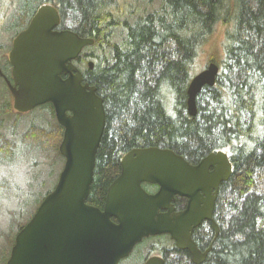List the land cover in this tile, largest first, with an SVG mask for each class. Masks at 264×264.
<instances>
[{
    "label": "trees",
    "instance_id": "16d2710c",
    "mask_svg": "<svg viewBox=\"0 0 264 264\" xmlns=\"http://www.w3.org/2000/svg\"><path fill=\"white\" fill-rule=\"evenodd\" d=\"M125 1L30 0L16 22L24 27L39 6L51 4L62 21L74 12L70 29L102 49L93 69L82 72L106 114L87 202L102 208L122 156L134 148H168L189 163L225 151L232 173L220 187V229L204 264H264V0H157L132 11V22L120 19ZM202 54L219 71L215 84L197 94L190 116L186 89ZM24 138L60 156L56 121L29 128ZM10 150L0 144L3 155ZM183 253L166 257L167 264H184Z\"/></svg>",
    "mask_w": 264,
    "mask_h": 264
},
{
    "label": "water",
    "instance_id": "95a60500",
    "mask_svg": "<svg viewBox=\"0 0 264 264\" xmlns=\"http://www.w3.org/2000/svg\"><path fill=\"white\" fill-rule=\"evenodd\" d=\"M60 23L54 6L41 5L15 36L8 54L12 81H6L14 109L27 112L52 105L63 127L58 151L64 164L53 189L17 232L5 264H118L144 238L162 234L189 250L193 262L200 264L207 251L197 248L191 232L202 219L211 218L213 198L201 206L206 202L203 194L217 189L232 173L227 153H210L193 165L168 148H134L122 156L102 208L89 204L106 114L96 87L83 83L74 61L94 39L59 28ZM87 65L92 69L94 62ZM218 71V65L209 62L191 78L186 89L188 115L196 114L197 94L215 84ZM0 74L4 75L1 68ZM144 182L158 185L157 192H146ZM175 196L188 199L185 210L174 211ZM143 264L165 262L153 255Z\"/></svg>",
    "mask_w": 264,
    "mask_h": 264
},
{
    "label": "rangeland",
    "instance_id": "374dc122",
    "mask_svg": "<svg viewBox=\"0 0 264 264\" xmlns=\"http://www.w3.org/2000/svg\"><path fill=\"white\" fill-rule=\"evenodd\" d=\"M29 1L0 0V67L6 74L11 71L7 57L12 38L17 32L13 26L17 22L18 13ZM156 2L157 0H151L149 4H145L144 0H126L124 13L120 15V19L127 18L129 22H132L135 17L132 11L139 13L144 8L150 9ZM76 20L77 15L72 11H67L62 25L73 28ZM220 30L222 27L218 28V32ZM117 40L118 37L114 36L111 42ZM83 55L91 57L88 60L96 62L97 57L102 56V49L98 45L88 46L84 48ZM204 55L202 54L197 60L199 66L197 71L202 70L208 63L207 56ZM86 60L79 66L82 72L87 70ZM55 121L48 106L37 108L22 116L17 115L12 109V97L0 80V144H3L6 149H11L7 155L0 153V230L2 232L0 264L6 263L13 243L11 239L14 238L19 227L32 216L40 198L44 197L53 183L57 181L58 174L63 167L64 158L59 156L55 150L31 148L24 138L29 128L48 129ZM161 239L164 241V237ZM164 244L170 247L171 243L168 241ZM147 249L148 246L144 247V252ZM140 256L141 254L134 249L129 257L121 259L118 264H142L143 260Z\"/></svg>",
    "mask_w": 264,
    "mask_h": 264
},
{
    "label": "flooded vegetation",
    "instance_id": "af4514ba",
    "mask_svg": "<svg viewBox=\"0 0 264 264\" xmlns=\"http://www.w3.org/2000/svg\"><path fill=\"white\" fill-rule=\"evenodd\" d=\"M60 16H61V15H60ZM28 22H29V21H28ZM28 22H27V24H28ZM27 24H26L24 27L18 29V25H17V23H16V24L13 26L15 30H18V31L16 32L15 36H16L20 31H22L23 29H25L26 26H27ZM59 28H67V27H64V26L62 25V18H61V23L59 24ZM15 36L12 38V41H11V47H12V42H13V39L15 38ZM11 47H10V49H11ZM9 51H10V50H9ZM8 53H9V52H8ZM81 54H82V53H81ZM82 56H83V54L79 57V59H78L77 61L74 62V64H75L78 68H79V66H80L81 64L84 63V61L81 62V60H82ZM7 58H8V57H7ZM8 61H9V60H8ZM87 61H88V59L86 60V64H87ZM79 69H80V68H79ZM92 69H93V67H92ZM1 70H2V69H1ZM80 70H81V69H80ZM81 71H82V70H81ZM2 72H3V71H2ZM3 74H4V75H1V74H0V80H1V82L3 83L4 88H6L7 91L10 93V90H9V88H8V85H7V81H6V79L9 80V81H12V78H11V71H10V73H7V74H6L5 72H3ZM83 83H85L84 78H83ZM10 95H11V93H10ZM11 97H12V95H11ZM46 106H48L49 109H50V106L52 107V105H51L50 103H46V104H43V105L37 106V107H35V108H33V109L27 111V112H19V111L15 110L14 107H13V97H12V109H13V110L17 113V115H19V116H22V115L25 114V113L27 114L28 112L30 113L31 111H33V110H35V109H37V108H42V107H46ZM53 113H54V112H53ZM21 114H22V115H21ZM61 133H62V137H63V127H61ZM203 158H204V157H203ZM203 158H201L200 160H198V161H196V162L190 163V164H193V165L198 164ZM212 170H213V168L210 167L208 171L211 172ZM223 182H224V181H222V182H220V183L218 184L217 189H216V188H211V190H210V192H209L208 195L203 194V200H205L206 202H205V203H204V202L201 203V206H204L205 204H208L209 201H210V199L213 198V203H214V204H213V210H212L211 218L202 219V220L200 221V223H199L197 226H195V227L193 228L192 232H191V238H192V240L194 241V243L196 244L197 248H198L202 253H204V252L207 251V254L205 255V257L203 258V260L201 261L200 264H204V262L206 261V258H207V256H208V253H209V251L211 250V247H212V244H213L212 242H213V240L215 239V237H216V235H217V233L219 232V229H220L219 224H218V223L216 222V220H215V210H216V203H217V200H218V197H219V193H220V187H221V184H222ZM142 187L144 188V190H145L146 192H148V193H150V194H153V193L157 192V190H158V185H156V184H151V183H146V182L142 183ZM187 202H188V199H187L186 197L175 196L174 199H173V201H172V204H173V207H174V211H175V212H181V211L185 210V208H186V206H187ZM32 214H33V213H32ZM28 220H29V219H28ZM28 220H27V221H28ZM27 221H26V222H27ZM26 222H25V223H26ZM25 223H24V224H25ZM24 224H22V225L19 227L18 231L21 229V227H22ZM215 226H216V227H215ZM216 229H217V233H216ZM18 231H17V232H18ZM17 232L15 233L14 238L11 239V240L13 241V243L11 244L10 251H9V255H10V252H11V248H12V246H13V244H14V239H15V236H16ZM206 232H207V234L205 235V237H203V240H202V238H201L200 235L205 234ZM200 233H201V234H200ZM1 234H2V232H1V230H0V237H1ZM210 236H213V237L210 239ZM162 237H164V241L161 239ZM209 240H210V241H209ZM168 241L171 243V244H170V247H168L167 245L164 244V242H168ZM157 243H158V246H157ZM147 246H148V249H147V251L144 252L143 248H144V247H147ZM134 249L136 250V252H137L138 254H141L140 257H142V260H143L142 264L145 262V260H146L147 258H149L150 256H153V255H156V256H160V257H162L163 260H164V262H165V264H167V259H168L170 256H172V255H173L174 258H176V254L178 253L179 250H180V251L182 250V251L185 252V253H183V256H184V257H181V258L186 259V261H184V264H195V263L193 262V260H192V254L189 252V250H187V249H183V248H178V247L176 246L174 240H172L171 237H170L168 234L154 235V236H149V237H147V238H144L139 244H137V245L134 247ZM134 249H133V251H134ZM153 249H157V250H159L160 252H158V253H153L152 251H157V250H153ZM133 251H132V252H133ZM140 251H141V252H140ZM132 252H131L129 255H131ZM9 255H8V257H9ZM127 257H129V256H127ZM166 257H168V258H166ZM7 259H8V258H7Z\"/></svg>",
    "mask_w": 264,
    "mask_h": 264
},
{
    "label": "bare ground",
    "instance_id": "6f19581e",
    "mask_svg": "<svg viewBox=\"0 0 264 264\" xmlns=\"http://www.w3.org/2000/svg\"><path fill=\"white\" fill-rule=\"evenodd\" d=\"M194 52V51H193Z\"/></svg>",
    "mask_w": 264,
    "mask_h": 264
}]
</instances>
